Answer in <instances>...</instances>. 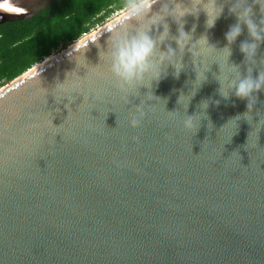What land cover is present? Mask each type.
<instances>
[{
    "label": "water",
    "instance_id": "95a60500",
    "mask_svg": "<svg viewBox=\"0 0 264 264\" xmlns=\"http://www.w3.org/2000/svg\"><path fill=\"white\" fill-rule=\"evenodd\" d=\"M228 8L212 29L203 11L189 15L186 30L197 25L194 38L207 32L222 49L237 22ZM25 14L0 10V22ZM117 18L0 89V264H264V92L246 113L247 101L218 95L213 64L187 114L206 99L221 103L189 132L177 103L196 79L186 54L178 79L170 68L153 83L166 105L132 128L149 89L125 101L99 56ZM246 39L245 27L231 46L242 72Z\"/></svg>",
    "mask_w": 264,
    "mask_h": 264
},
{
    "label": "clouds",
    "instance_id": "9594fccd",
    "mask_svg": "<svg viewBox=\"0 0 264 264\" xmlns=\"http://www.w3.org/2000/svg\"><path fill=\"white\" fill-rule=\"evenodd\" d=\"M225 4L229 5V15L235 16L237 22L225 33L227 45L222 49L210 42L207 32L198 39L194 38L197 25L194 24L190 31L186 30V17L192 15L198 20L201 11L207 17L206 28H214L224 14ZM5 5L6 3H0V6ZM120 7L122 11L117 21H113L117 26L110 32L106 47L101 48L99 56L107 65L125 101L138 96L141 87L149 89L147 100H142L130 114L132 128L141 126L158 101H163L166 105V100L154 95L153 83L158 84L166 78L170 68L178 79L186 67V54L191 55L196 79L191 93L181 91L177 101L178 105L183 106L182 123L185 130L197 132L201 120L207 118L210 105L215 103L219 106L221 103L219 99H206L198 106L199 111L193 115L187 114L197 90L208 80L207 73L211 71L213 64L219 65V73H213L219 84L218 95L223 100L235 97L247 101L246 113L254 112L259 94L264 92V58L259 55V50L264 45V18L259 21L254 19V8L259 7L264 14V0H223V3L219 0H123ZM172 23L177 26L175 34L172 33ZM245 27L248 39L239 45V51L244 57L242 63L246 68V72H242L240 65L230 63V57L233 54L231 46L241 37ZM170 41L174 42L175 47ZM85 51L82 55L87 62ZM213 56H218L219 62L208 64L207 58ZM257 68L258 74L254 75ZM74 94H78V86L65 96L70 103L75 99ZM148 101L155 103L149 104ZM168 113L173 119L180 116L178 109Z\"/></svg>",
    "mask_w": 264,
    "mask_h": 264
},
{
    "label": "trees",
    "instance_id": "16d2710c",
    "mask_svg": "<svg viewBox=\"0 0 264 264\" xmlns=\"http://www.w3.org/2000/svg\"><path fill=\"white\" fill-rule=\"evenodd\" d=\"M123 0H55L33 14L0 22V85L72 45L115 12Z\"/></svg>",
    "mask_w": 264,
    "mask_h": 264
},
{
    "label": "rangeland",
    "instance_id": "374dc122",
    "mask_svg": "<svg viewBox=\"0 0 264 264\" xmlns=\"http://www.w3.org/2000/svg\"><path fill=\"white\" fill-rule=\"evenodd\" d=\"M0 1H11L12 4L21 7L26 12V14H25L26 16H29V15L33 14L34 12H36L37 10H39L40 8H42V7L46 6V5H49V4L53 3L55 0H0ZM121 11L115 12L114 14H112L109 18L106 19V21L103 24H100V25L96 26L95 28H93L87 34H89V33L93 32V31L99 29L104 24H106L109 21H111V20L115 19L116 17H118L119 16V13ZM62 50L63 49H60V50L54 52L52 55H56L59 52H61ZM3 86L4 85H0V89Z\"/></svg>",
    "mask_w": 264,
    "mask_h": 264
},
{
    "label": "bare ground",
    "instance_id": "6f19581e",
    "mask_svg": "<svg viewBox=\"0 0 264 264\" xmlns=\"http://www.w3.org/2000/svg\"><path fill=\"white\" fill-rule=\"evenodd\" d=\"M0 3H6V4H9V5L11 6V8H15V9L18 10V11L13 12V11H11V10H3V9H0V10H2V11H8V12H11V13H16V12H17V13H20V12L24 11L21 7L12 4L11 1H2V2H0Z\"/></svg>",
    "mask_w": 264,
    "mask_h": 264
},
{
    "label": "snow or ice",
    "instance_id": "6c2138e0",
    "mask_svg": "<svg viewBox=\"0 0 264 264\" xmlns=\"http://www.w3.org/2000/svg\"><path fill=\"white\" fill-rule=\"evenodd\" d=\"M0 9H3V10H11L13 12L15 11H18L17 9L15 8H11V6L9 4H6L5 6H0ZM85 77V76H84Z\"/></svg>",
    "mask_w": 264,
    "mask_h": 264
}]
</instances>
